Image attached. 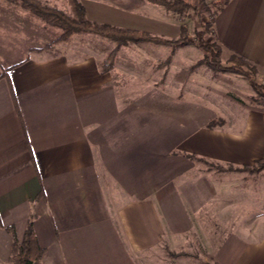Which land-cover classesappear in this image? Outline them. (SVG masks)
Segmentation results:
<instances>
[{
  "label": "rangeland",
  "instance_id": "1",
  "mask_svg": "<svg viewBox=\"0 0 264 264\" xmlns=\"http://www.w3.org/2000/svg\"><path fill=\"white\" fill-rule=\"evenodd\" d=\"M1 1L0 20L3 11L24 20L16 5L26 9L35 36H54V42L72 35L84 39L83 32L55 37V26H45L17 1L8 0L10 7ZM37 1L73 15L72 0ZM74 1L83 6L82 0ZM84 1L93 23L182 43L116 46L105 37L99 44L90 42L92 51L106 54L101 71L121 73L124 92L117 116L110 119L113 125L106 126L99 171L82 193L100 202L120 197L153 201L154 222L143 224L152 226L154 237L148 248H136L130 238H109L118 233L116 225L107 232L105 253L84 254L76 264H217L215 252L230 244L234 234L264 235V159L244 166L207 153L212 138L238 128L228 121L264 107L262 70L236 55L226 59L216 53L214 21L224 0H185L188 6L177 12L148 0ZM209 63H218L220 70ZM85 182L77 183L82 187ZM8 227L0 220V264H16L21 237L14 242ZM127 227L124 220V235ZM41 258L36 264H42Z\"/></svg>",
  "mask_w": 264,
  "mask_h": 264
},
{
  "label": "crops",
  "instance_id": "2",
  "mask_svg": "<svg viewBox=\"0 0 264 264\" xmlns=\"http://www.w3.org/2000/svg\"><path fill=\"white\" fill-rule=\"evenodd\" d=\"M82 4L89 18L88 4ZM14 7L24 20L5 11L0 20V220L14 226L19 237L32 223L45 249L42 264H76L84 254L105 253L107 232L116 225L118 233L109 238H130L136 248H148L154 233L143 223L154 222L153 201L100 202L82 193L99 171L106 126L113 125L124 92L121 73L102 72L106 54L90 47L102 36L83 32V41L72 35L55 42L54 36H35L26 9ZM55 29L57 37L61 30ZM214 32L221 56H241L264 74V0H228ZM232 122L238 128L212 138L208 155L244 166L263 160L264 107L227 124ZM84 178L80 187L77 182ZM254 236L234 234L215 252L216 263L264 264V235Z\"/></svg>",
  "mask_w": 264,
  "mask_h": 264
},
{
  "label": "trees",
  "instance_id": "3",
  "mask_svg": "<svg viewBox=\"0 0 264 264\" xmlns=\"http://www.w3.org/2000/svg\"><path fill=\"white\" fill-rule=\"evenodd\" d=\"M19 2L23 7L30 10L32 13L40 17L45 23L55 26L61 30L60 39H67L73 33L89 32L99 36L111 39L116 43V46H122L130 41H150L181 44L180 40H166L154 36H150L145 32L131 29L119 28L106 23L96 24L88 20L84 7L72 0L71 8L73 15L69 16L59 9L42 5L37 0H14ZM152 3L161 5L167 10L177 12L180 9L188 6L185 0H148ZM228 0H224L226 3ZM223 3V4H224ZM216 53L221 54L220 46L216 47ZM237 56V55H236ZM241 60H245L241 56H237ZM111 58H109L110 61ZM230 62L231 60L228 59ZM247 61V60H245ZM108 62V61H107ZM216 62V61H215ZM110 63V62H109ZM212 70H220L218 63H209ZM239 71L238 69H234ZM255 163L261 160L254 161ZM8 232L11 234L13 241H16L14 226L8 227ZM45 249L42 247L34 234L32 223L28 222L25 231L21 237L16 254V264H36L42 257Z\"/></svg>",
  "mask_w": 264,
  "mask_h": 264
}]
</instances>
